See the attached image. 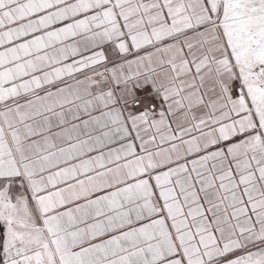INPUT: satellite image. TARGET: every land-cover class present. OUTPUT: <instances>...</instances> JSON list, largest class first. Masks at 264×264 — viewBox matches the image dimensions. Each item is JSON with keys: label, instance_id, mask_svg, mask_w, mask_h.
Wrapping results in <instances>:
<instances>
[{"label": "snow or ice", "instance_id": "snow-or-ice-1", "mask_svg": "<svg viewBox=\"0 0 264 264\" xmlns=\"http://www.w3.org/2000/svg\"><path fill=\"white\" fill-rule=\"evenodd\" d=\"M0 264H264V0H0Z\"/></svg>", "mask_w": 264, "mask_h": 264}]
</instances>
